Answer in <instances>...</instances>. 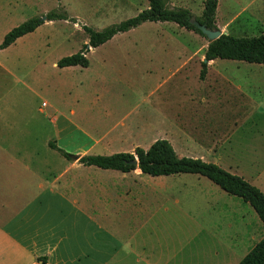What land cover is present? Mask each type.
<instances>
[{
	"label": "crops",
	"instance_id": "obj_1",
	"mask_svg": "<svg viewBox=\"0 0 264 264\" xmlns=\"http://www.w3.org/2000/svg\"><path fill=\"white\" fill-rule=\"evenodd\" d=\"M31 11L36 13L34 17L43 12L39 10V0H0V44L9 31L30 19ZM41 26L0 49V72L26 86L29 84L24 67L28 65L27 49L31 47H24V41ZM113 39L91 48L87 54L90 62L84 69L94 72L91 56L103 51L99 66L91 75L90 93L84 94L77 83L71 88L75 98L85 101L84 106L70 110L69 115L57 109L43 117L55 135L67 128L63 123L70 124L68 143L39 139V117L24 127L6 117L0 108V264H36L41 257L46 258V264H174L171 243L179 240L180 235L175 232L180 225L195 228L196 235L209 226L231 258L245 247L238 243L253 236L254 218L256 227L264 233L249 203L205 176H153L139 168L124 172L87 166L80 161L89 154L148 149L159 137H153L150 113L168 112V139L174 130L178 131L174 116L181 113V154L172 144L179 156L216 163L264 190V73L258 69L264 64L221 58L209 61L206 78L200 80L207 83L214 70L215 79L209 83L221 82L226 93H219L209 105L190 89H182L181 109L175 110L173 101L163 92L165 79L151 85L143 95L135 91L132 79H136L131 70H117L114 75L107 62L111 49H138L141 43ZM42 46L44 42L32 48ZM225 62L244 68L249 74L223 72L215 66ZM187 63L185 59L184 64ZM70 67L81 66L64 68ZM201 68L202 64L200 71ZM113 80L125 82L126 89L118 99L107 97L106 86ZM99 83L102 90L94 89ZM200 106L207 122L199 121L196 129L191 124L190 111ZM209 112L213 113L212 119L207 118ZM50 141L72 158L52 148ZM161 178L175 179L173 184L163 185Z\"/></svg>",
	"mask_w": 264,
	"mask_h": 264
},
{
	"label": "rangeland",
	"instance_id": "obj_2",
	"mask_svg": "<svg viewBox=\"0 0 264 264\" xmlns=\"http://www.w3.org/2000/svg\"><path fill=\"white\" fill-rule=\"evenodd\" d=\"M205 1L169 0L168 4L170 7L188 8L195 16H201ZM148 7V0H39V10L43 11L38 14L39 16L59 8V11L61 9L66 10L72 17H75L78 23L66 20H45L38 31L27 36L24 47L31 48L27 49L28 65L24 67V71L27 77L26 82L29 85L26 86V83H20L16 78L8 77L0 72V108L5 111V116L16 120L18 125L24 127H27L34 117H39L41 120L38 124L42 125L37 132L39 139L50 138L56 142L68 143L71 140L69 135L70 124L63 123L62 126L67 128L61 135H55V133H51L49 127L51 125L43 120V117L52 112L55 113L57 109H62L69 115L70 110L84 106L85 101L83 103L80 97L75 98L71 88L77 83V88L82 90L84 94L90 93L88 89L92 86V73L96 72L100 62L99 57L103 51L91 56L94 61L92 67L94 72L81 67L60 68L57 62L63 56L79 51L88 42L89 37L82 28V24L101 30L133 17ZM35 14L34 11H31L30 18L34 17ZM216 21L218 29L223 33L235 36L259 35L264 32V0H219ZM112 41L141 43L138 49L132 46L113 47L108 54L107 61L115 76L117 70H131V75L136 79V81L132 80L136 83L135 91L137 93L145 95L151 85L154 86L165 79L163 92L165 91L169 101H173L175 110L181 109L182 89H190L199 97V100H202V97L205 98L209 105L217 100L219 93H226L225 90H222L225 86H221V82L214 84L212 81L209 83L210 79H215L216 72L214 70L211 72L207 83L200 80V62L205 57L209 40L193 30L180 27L174 22H149L137 29L118 35ZM42 42H44V46L38 49L32 48V45ZM185 59H188L186 65L184 64ZM225 63H216L215 66L223 72L238 75L249 74L244 68L238 69L235 64ZM258 69L264 73V67ZM245 71L246 73H244ZM106 87L107 97L112 99H118L126 89L125 82L122 84L118 80L109 82ZM96 88L102 90L101 83L94 89ZM203 106L190 111L191 124H194L196 129L200 127L199 121L202 124L207 122L204 119ZM197 108L202 109V111H198ZM7 109L9 110L7 111ZM40 109H44L45 112ZM167 116V111L166 114L162 111L161 115L150 113L154 126L153 137L159 136L158 139H168L165 135L169 132L168 127L170 125L166 119ZM212 116V112L207 113V118L212 119ZM174 117L179 129L178 131L174 130V135L170 136L168 140L173 142L172 144L181 154L183 150L182 115L179 113ZM197 131L193 130V133L197 134ZM254 136L256 137V133ZM173 179L175 178H161L160 182L163 185H171ZM262 182L264 186V177ZM237 199L241 200L238 197ZM250 207L252 206L250 205ZM253 211L255 212L254 209ZM255 215L261 222L256 212ZM256 221L254 218L253 236L245 243H238V245L243 244L242 246L245 247L238 249L237 256L233 255L231 258L229 251L222 246V241H219L210 231L209 226L198 235H196V229L191 228L190 225L177 226L179 231H176L175 234L179 233L180 236L177 237L179 240L171 243L172 255L174 256L173 263L237 264L245 256L248 251L247 248H253L264 236L263 231L256 227ZM187 232L188 234H186Z\"/></svg>",
	"mask_w": 264,
	"mask_h": 264
},
{
	"label": "trees",
	"instance_id": "obj_3",
	"mask_svg": "<svg viewBox=\"0 0 264 264\" xmlns=\"http://www.w3.org/2000/svg\"><path fill=\"white\" fill-rule=\"evenodd\" d=\"M149 7L140 11L137 15L114 23L101 30L89 25L82 24L89 40L82 48L70 55L63 56L57 65L60 68L69 66H89L87 56L91 48H96L117 34L128 32L146 22H174L180 27L193 30L203 36L202 31L191 21L197 19L212 29H218L216 13L219 0H206L201 16H195L193 12L185 7H170L169 0H148ZM59 9V8H58ZM52 10L42 16L32 17L9 31L0 49L12 45L18 38L35 31L47 21L66 20L78 23L66 10ZM206 37V36H205ZM216 58L246 61L250 63L264 64V32L255 36H235L223 33L218 39L209 41L205 59L202 61L200 79L204 80L208 72L209 61ZM50 146L58 150L66 158L72 155L58 147L53 141ZM138 159V165L132 161ZM87 166H96L102 169H115L120 171H131L139 168L143 173L153 176L175 175L180 173L199 174L209 178L229 194L249 203L264 226V191L258 186L250 183L244 177L234 174L216 163L206 162L200 158L179 156L172 143L165 138H159L148 148H136L134 153L118 152L110 155L89 154L80 159ZM36 264H46V258L41 257ZM237 264H264V236L249 250V252Z\"/></svg>",
	"mask_w": 264,
	"mask_h": 264
},
{
	"label": "water",
	"instance_id": "obj_4",
	"mask_svg": "<svg viewBox=\"0 0 264 264\" xmlns=\"http://www.w3.org/2000/svg\"><path fill=\"white\" fill-rule=\"evenodd\" d=\"M44 20H46V16L43 17ZM193 24H195L201 31L202 33L208 38L209 41H213L218 39L223 32L220 29H212L207 27L205 24H201L197 19L193 18L191 21ZM75 158L77 159L79 156L74 155ZM135 165H138V159H135L132 161Z\"/></svg>",
	"mask_w": 264,
	"mask_h": 264
}]
</instances>
